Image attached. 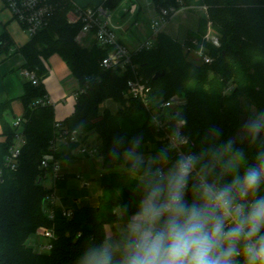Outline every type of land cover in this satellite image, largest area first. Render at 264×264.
Instances as JSON below:
<instances>
[{
  "label": "trees",
  "instance_id": "1",
  "mask_svg": "<svg viewBox=\"0 0 264 264\" xmlns=\"http://www.w3.org/2000/svg\"><path fill=\"white\" fill-rule=\"evenodd\" d=\"M126 0H107L104 7L116 9ZM186 5L200 3L183 0ZM207 16L200 18L198 27L186 37L201 38L211 22L221 39V47H209L214 61L202 63L184 49V43L168 32L158 34L151 49L134 51L132 62L139 66L140 74L148 80L151 100L169 99L178 95L183 99L179 115L185 119L183 132L191 140L190 150L219 145L223 139L236 137L245 120L264 110V0H205ZM157 7L179 4L177 0H154ZM77 6L67 1L51 20L50 25L17 47L24 59V68L35 70L41 78L39 85L26 80L21 96L23 113L20 126L7 119L13 110V100L0 101V264H74L83 246L115 228L121 205L130 203L133 185L127 170H115L109 152L113 141L122 138L125 143L142 136V151L155 155L163 146L159 133L151 126L149 114L143 103L128 95L127 82L133 76L131 69L124 72L107 69L101 60L107 51L95 44L82 46L76 40L81 23H70L68 14ZM58 54L79 81L80 90L74 113L61 123L77 130L86 140L94 136L102 150V172L98 178L101 194L95 205L77 204L78 197L68 192L63 203L74 210L71 219L60 213L54 222L43 212V201L49 192L43 180L41 161L48 153L57 133L54 104L33 105L44 97L43 80L48 76L43 59ZM157 73H164L156 80ZM229 83L234 85L225 93ZM107 100L120 105L114 113L108 108L100 113ZM222 130V138L213 140L205 136L208 129ZM24 135L15 168L7 166L5 159L15 142L16 135ZM154 148L148 150L149 145ZM75 146H70L74 148ZM237 148L254 157V146L247 141H237ZM59 154V153H58ZM59 157V156H58ZM172 159L174 155L172 154ZM69 176L58 181L63 187ZM72 199V202H71ZM134 207L130 211H134ZM54 226L58 238L48 253L36 251L27 244L28 239L43 227ZM80 233V235H79Z\"/></svg>",
  "mask_w": 264,
  "mask_h": 264
},
{
  "label": "clouds",
  "instance_id": "2",
  "mask_svg": "<svg viewBox=\"0 0 264 264\" xmlns=\"http://www.w3.org/2000/svg\"><path fill=\"white\" fill-rule=\"evenodd\" d=\"M205 136L220 140L222 130ZM238 140L254 146L251 160ZM142 141H113L110 163L127 170L134 199L74 264H264V110L238 136L199 151L179 127L155 155Z\"/></svg>",
  "mask_w": 264,
  "mask_h": 264
},
{
  "label": "built area",
  "instance_id": "3",
  "mask_svg": "<svg viewBox=\"0 0 264 264\" xmlns=\"http://www.w3.org/2000/svg\"><path fill=\"white\" fill-rule=\"evenodd\" d=\"M67 1L72 0H3V9L9 12L10 18L8 21H5L0 15V52H17V48H12L14 41L6 29V25L9 22H18L22 29L32 38L50 25L53 17ZM106 1L107 0H104V3ZM197 1H200V3L186 5L183 0H177L179 4L178 7H158L155 15H153L151 19L152 36L141 44L136 52L153 48L158 34L181 12L200 10L207 16L208 6L204 2L205 0ZM126 2L127 1L124 3ZM142 3L145 8H156L154 0H142ZM126 5L127 7L122 10V13L135 15L138 12V6L136 4L129 5L126 3ZM111 11L113 10L105 8L104 4L99 8H93L91 6L81 8L77 6L74 11L68 14L70 23L82 24L76 36V40L78 43H82L87 35L92 34L96 44L107 51L105 57L101 60V65L104 68L122 72L131 69L133 76L129 78L127 82L128 95L143 103L149 114V122L157 133H159V139L162 145L167 143L169 134L176 127H179L180 133L185 135L183 132L185 124L183 126L178 124V121L185 120L179 118L183 106V99L178 95H174L166 100H151L152 88L148 80L140 74L139 66L132 62L133 52H130L120 41L117 34L118 28L113 25ZM211 46L215 48L221 47L220 36L213 29L211 22L208 23L207 31L201 38H191L187 43H184V49L187 53L206 64H211L214 61L213 56L209 53V47ZM21 75L25 80L31 81L34 85H39L41 83V78L38 77L35 70L23 68L21 70ZM233 87L234 85L229 83L225 92L230 93ZM82 92L83 90L79 89L76 93V99ZM49 103L53 102L49 95L45 94L44 97L35 100L33 105H45ZM20 122L21 118L15 121V126L19 127ZM56 128L57 133L51 141L49 151L41 161V168L44 169L42 175L43 180L45 181L50 178L49 185L47 186L49 192L44 200L45 213L52 222H54L58 213L66 219H71L74 215L73 208L63 203L58 190V181L65 175L58 157L60 146H75L74 149H76L81 156L102 161L100 144L88 143L77 130H71L65 127L61 122H57ZM24 142V135L18 133L5 159L7 166L11 168L16 167ZM173 155L175 158V153H173ZM76 177L82 180L81 174H77ZM118 216H120V213H118ZM38 233L45 240L39 246L40 252H50L54 247V242L58 238L54 226L43 227Z\"/></svg>",
  "mask_w": 264,
  "mask_h": 264
},
{
  "label": "crops",
  "instance_id": "4",
  "mask_svg": "<svg viewBox=\"0 0 264 264\" xmlns=\"http://www.w3.org/2000/svg\"><path fill=\"white\" fill-rule=\"evenodd\" d=\"M139 12L140 10H138V12L135 15L138 16ZM191 13H195L194 15H198L199 18L205 15L204 12L200 10H191ZM128 14L130 13H127L125 15L123 14V16L121 15V17L117 16L118 19L113 20V25L118 28L117 34L120 38V41L122 40L120 37L121 35L125 34V37L127 36L131 37L133 33L132 29H130L127 26L126 19ZM169 24L170 22L164 27L163 30H165V32H168L170 35L178 39L179 36L178 32L175 33V30L169 29L168 27ZM197 27L198 24L195 26V28H193V30H196ZM150 37H148L147 39H149ZM186 37L184 40H186ZM94 42L95 40L93 35L89 34L80 44L85 47H91L92 44H94ZM123 44L125 45V43ZM0 57H3L2 59H0V64L8 63L10 65L6 73H4L5 75L0 73V101L11 99L13 100L14 104L16 102L22 103L20 98L24 94V83L26 80L25 78L22 77L21 70L24 68L23 66L25 63V59L18 52L11 53L8 51L0 52ZM43 63L46 69L48 70V76L43 80V85L45 91L47 92L51 101L54 104L55 119L58 122H61L74 113L75 105L77 101L76 93L79 91L80 84L79 81L73 76L68 65L61 58L60 55L53 54L50 57L43 59ZM16 67L18 72L16 71ZM16 73L18 74V76L16 75ZM14 104H12V106ZM22 113H23V107H22ZM14 118L16 117L14 116ZM1 132L2 130L0 126V141H3L5 137L1 135ZM86 141L88 143H93L95 141V137L90 136L86 139ZM58 153L64 174L76 176L77 174H81L83 172L86 176H88V175H93L94 173L101 175V172L103 171V170L101 171V161L83 157L74 148H70L69 146L66 145H61ZM119 168L122 167L120 166ZM77 169L82 172H78ZM98 170L100 171L98 172ZM95 178H96L95 176L91 177V179H95ZM83 179L84 176L82 175V180H81L82 186L85 188H89L91 184L97 183L96 180L84 181ZM46 185L48 186L49 183H47Z\"/></svg>",
  "mask_w": 264,
  "mask_h": 264
},
{
  "label": "rangeland",
  "instance_id": "5",
  "mask_svg": "<svg viewBox=\"0 0 264 264\" xmlns=\"http://www.w3.org/2000/svg\"><path fill=\"white\" fill-rule=\"evenodd\" d=\"M126 1H127L126 3H128L129 5L136 4L138 6V10H140L138 16L137 15L134 16L132 14L127 15V19H126L127 26L130 29H132V31H133L132 36L131 37H128V36L125 37V34L120 36L122 39L121 42L125 43L126 47L129 49L130 52H134L139 48V46L141 44H143L147 40L148 37H150L152 35L151 19H152V15H155L158 7L156 6V8H153V7L152 8H145L143 6L142 0H126ZM124 2L121 5H119L116 9L111 11V16H112L113 20L118 19L117 16L121 17V15L122 16H123V14L125 15V13H122V10H124L127 7L126 3H124ZM3 4H4L3 0H0V10L3 9ZM194 14L195 13H191V10L183 11L179 15H177V17H175L174 19H172L170 21V24L168 26L169 29L175 30V33L178 32V34H179L178 40L182 43H186L184 39H185L187 33L190 31H194L193 28H195V26L199 23L200 18L203 17V16H201L199 18L198 15H194ZM0 15L5 21H8L10 18L9 12L6 11L5 9L0 11ZM6 26H7L6 29H7L8 33L10 34L11 38L14 41L12 48L15 49V48L23 45L29 39L30 36L28 35L27 32H25L22 29V27L18 24V22L11 21ZM163 32H165V30H163ZM95 44H96V42H94V44H92V46H94ZM2 58L3 57H0V59H2ZM9 66L10 65L8 63L7 64H5V63L0 64V73L1 74L6 73ZM16 71L18 72L17 67H16ZM16 75L18 76L17 73H16ZM226 94H230V93H226ZM22 107H23V104L20 102H16L13 105V111L9 112L7 115V119L9 122L15 123V121L21 117ZM119 107H120V105L118 103H116L112 100H107L101 106L100 113H103L104 110L107 108L115 113L119 109ZM14 116L16 118H14ZM98 142L99 141L97 139H95V141L93 143H98ZM98 144H100V143H98ZM153 148H154V145L150 144L148 147V150H151ZM145 155H151V153L149 151H147V152H145ZM119 167H116L115 170L121 171V170L125 169V168H119ZM77 171L82 172V171H79L78 169H77ZM99 171L100 170H98V172ZM101 171H102V168H101ZM81 174L84 176V179H83L84 181L96 180L97 183H93L90 185L89 188H85L82 186V181L78 180L75 175H68L69 178L67 179V182L65 183V185L62 189L63 192H61L58 188L59 194L61 195V197H63L68 192H72L74 196L71 198L73 199L75 197H78L79 199H78L77 204L79 206L85 205V204L95 205V204H97V197L102 192L99 181H98V178L100 177V175L97 173H94L93 175L86 176L83 172ZM92 176H95L96 178L91 179ZM49 181H50V178L45 180L44 183L47 184V183H49ZM72 199H71V202H72ZM114 229L115 228L108 227L107 233L110 231H113ZM44 241L45 240L39 235V233H36L28 239L27 244L29 246L33 247L36 251H40L39 246Z\"/></svg>",
  "mask_w": 264,
  "mask_h": 264
},
{
  "label": "water",
  "instance_id": "6",
  "mask_svg": "<svg viewBox=\"0 0 264 264\" xmlns=\"http://www.w3.org/2000/svg\"><path fill=\"white\" fill-rule=\"evenodd\" d=\"M72 1L81 8H87L90 6L93 8H99L104 4V0H72ZM162 75H164V73H157L153 79L156 80ZM43 212H45V200L43 201Z\"/></svg>",
  "mask_w": 264,
  "mask_h": 264
}]
</instances>
